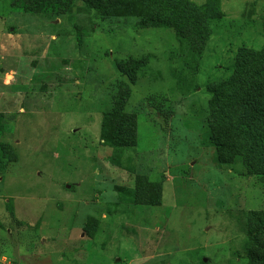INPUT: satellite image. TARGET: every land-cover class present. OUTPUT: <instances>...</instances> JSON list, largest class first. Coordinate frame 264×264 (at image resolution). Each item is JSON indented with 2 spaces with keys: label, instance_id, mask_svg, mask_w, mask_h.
Segmentation results:
<instances>
[{
  "label": "rangeland",
  "instance_id": "1",
  "mask_svg": "<svg viewBox=\"0 0 264 264\" xmlns=\"http://www.w3.org/2000/svg\"><path fill=\"white\" fill-rule=\"evenodd\" d=\"M121 1L0 0V264H249L264 176L209 91L263 48L264 0Z\"/></svg>",
  "mask_w": 264,
  "mask_h": 264
},
{
  "label": "trees",
  "instance_id": "2",
  "mask_svg": "<svg viewBox=\"0 0 264 264\" xmlns=\"http://www.w3.org/2000/svg\"><path fill=\"white\" fill-rule=\"evenodd\" d=\"M55 1L58 2V0ZM79 2L88 13L96 12L97 15H110L116 14L117 12L121 11L120 0H79ZM121 2L122 4H127V1L126 3L123 2V0ZM70 6H72V4H70ZM70 6L68 8L66 7V12L64 10L65 15H67V13L70 11ZM130 6L131 5L128 4V10ZM139 25H153L162 28L168 27V25L166 24V19H163L158 14L145 16L139 23ZM249 57L252 59L255 69H251L249 67ZM138 64L139 62H136L135 66H137ZM255 70L258 71V74L262 73L263 75H258L257 78L253 79V75L251 74ZM263 70L264 45L259 52L250 54L247 53L245 56L243 54L240 55L232 64V76L230 78H226V80H228L219 84L217 88L209 91V93L213 96L211 101L212 109L216 110L218 115L224 120L229 121V124L231 125V129L228 130V133H232L231 135H234L233 137L236 140V143L233 144V148L239 153L237 158H242V154L244 152L248 156L249 152L254 153L255 161H257L259 164L255 169V174L262 176H264ZM237 103L239 104L238 109L241 108V111H243L244 114L250 115V118H247L244 114L240 115L239 112L235 113L233 111V105ZM130 128V126L126 125L123 134L126 135L129 132ZM123 134L122 130L119 128L118 134L117 132H111L106 136V142L111 146L125 149L127 147L126 144L120 142V137ZM218 137L222 140L224 138L223 133H217L215 135V139ZM215 139L212 142L216 146H219L220 148L225 146L224 143V146L216 143ZM249 142L251 144H249ZM225 149L227 148L225 147ZM247 160L248 159H246L244 162H246ZM247 166L250 167V164L248 163ZM4 168V165L0 163V172H2ZM252 216L254 217V219L253 224L248 225V237L250 238V242L254 243L253 247L255 248V243H257L258 246L261 243L258 237L261 234V231L264 229V226L255 213H252ZM18 224H20V222ZM248 259L250 260L249 264L250 262H255V264H257V261H259V264H264V253L260 255L258 252H252L249 254Z\"/></svg>",
  "mask_w": 264,
  "mask_h": 264
},
{
  "label": "water",
  "instance_id": "3",
  "mask_svg": "<svg viewBox=\"0 0 264 264\" xmlns=\"http://www.w3.org/2000/svg\"><path fill=\"white\" fill-rule=\"evenodd\" d=\"M69 188V187H68Z\"/></svg>",
  "mask_w": 264,
  "mask_h": 264
}]
</instances>
